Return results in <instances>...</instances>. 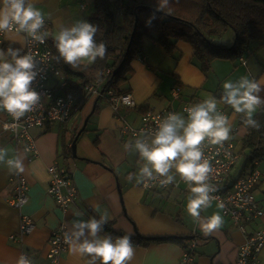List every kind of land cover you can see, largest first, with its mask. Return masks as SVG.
Here are the masks:
<instances>
[{"label": "crops", "instance_id": "crops-1", "mask_svg": "<svg viewBox=\"0 0 264 264\" xmlns=\"http://www.w3.org/2000/svg\"><path fill=\"white\" fill-rule=\"evenodd\" d=\"M29 2L39 8L49 22L50 44L61 27H71L78 20L88 22L84 13L87 6L80 0ZM118 22L122 23V12ZM233 34L228 44L217 41L218 37L215 42L229 47ZM172 42L175 48L168 54L156 39L144 38L142 56L131 63L134 73L122 86L133 95L137 104L135 108L120 109L115 113L109 96L85 98L82 85L78 89L70 85L69 88L87 102L67 124L55 122L44 128L31 129L38 155L25 151L23 143L12 140L10 134L3 131L2 125L8 117L0 111V148L8 149L6 159L16 155L23 158L25 171L21 174L30 186L28 203L21 210L12 207L8 199L14 195L13 178L16 174L10 172L6 164H0V264H16L23 249L30 254L34 264H48L49 240L57 226L65 223L70 232L73 220H87L89 216L99 218L105 212L111 229L122 235H131V238L139 233L144 239L133 240L135 255L131 264H181L185 247L191 241L196 242L193 264H236L239 247L245 243L246 235L237 230L218 208L217 202L213 201L201 215L207 217L219 212L224 224L206 237L187 214L189 190L184 182L179 188L154 190L145 188L143 183L138 185L135 177L128 180L129 173L137 172L139 154L134 148L125 150V145L134 144L135 140L122 135L121 127L125 123L140 126L142 115L148 110L172 109L181 113L185 104L198 103L207 94L219 98L225 80L237 81L245 75L256 79L264 77V36L252 41L247 50L216 57L209 63L196 56L190 42L177 39ZM5 44L24 51L25 37L20 33L6 32L0 39V49ZM80 64L89 66L93 63L84 60ZM63 77L68 81L64 74ZM59 82L51 78L49 84L55 87ZM175 88L180 89L178 98L173 96ZM261 96L264 97V92ZM218 107L224 109L231 119L234 138L228 142L234 145L239 156L230 171L229 181L234 182L258 170L261 181L256 186L255 195L264 208V156L247 162L250 149L245 141L251 128L243 125L240 114L233 115L230 106L220 103ZM254 118L264 125V107ZM259 135L264 136V133ZM54 164L67 169L77 187V198L65 213L48 194L49 167ZM179 179L177 175L176 181ZM22 216H29L34 225L30 234L17 241L11 236L19 234ZM261 228H264V217L248 225V234ZM106 234L105 231L101 233ZM167 237H180L185 243L151 242ZM62 263L87 264V260L68 250ZM259 264H264V248Z\"/></svg>", "mask_w": 264, "mask_h": 264}, {"label": "clouds", "instance_id": "clouds-1", "mask_svg": "<svg viewBox=\"0 0 264 264\" xmlns=\"http://www.w3.org/2000/svg\"><path fill=\"white\" fill-rule=\"evenodd\" d=\"M166 6L167 0H163L157 11H163ZM152 19H156L155 15ZM45 23L44 13L29 0H0V33L14 30L42 44L49 35L43 30ZM97 31V26L84 20L76 21L71 27H61L54 37L59 54L57 60H63L73 69L84 60L90 64L98 58L103 60L108 49L103 41L97 43L94 39ZM21 53V48L11 44L6 51L0 49V111L16 122L34 111L41 102L40 94L32 88L39 75L37 61L31 53ZM221 88L219 98L207 94L200 102L184 107L186 118L182 113L170 112L155 131L150 134L141 132L134 144L125 145L126 151L134 148L139 154L137 172L129 173L128 180L135 177L136 183H143L144 187H148L150 181L158 180L161 187H167L176 182L178 175L189 190L187 214L206 237L223 227L224 218L219 212L207 217L201 215L216 199L211 195L216 188L208 182L214 168L203 146L207 144L226 150V142L234 138L231 119L218 105L230 106L233 115H241L245 127L256 130L261 125L254 117L264 107V97L261 96L264 77L256 79L245 75L237 81L225 80ZM8 127L5 124L6 130ZM7 156L8 149L0 148V164H6L9 171L17 175L25 171L20 155L6 159ZM224 207L223 203L218 204V208ZM108 223L106 212L99 218L89 216L87 220H73L71 231L64 234L69 250L84 257L87 264H131L135 255L131 235H101ZM16 264H34V261L21 254Z\"/></svg>", "mask_w": 264, "mask_h": 264}, {"label": "built area", "instance_id": "built-area-1", "mask_svg": "<svg viewBox=\"0 0 264 264\" xmlns=\"http://www.w3.org/2000/svg\"><path fill=\"white\" fill-rule=\"evenodd\" d=\"M45 29L49 33V22L45 20ZM18 33L16 31H11ZM6 32L0 33V39ZM24 52L31 53L37 61L36 71L39 73L37 79L32 83V88L37 91L41 96L40 104L34 111L27 113L20 121H13L12 117L6 112L8 119L2 125L4 132L9 133L12 140L17 143H23L24 149L28 152L38 155V149L34 139L31 137L30 131L33 128H44L48 124L60 123L67 124L79 111V94L69 88V82L63 77V71L60 66L57 65L53 49L49 42V35L45 39L44 43L32 41L30 37H27L25 33ZM109 70L106 75H109ZM51 78H56L60 82L54 87L51 86ZM58 91H63L58 93ZM81 91L85 97L97 96L102 97L104 95L109 96L111 104L115 113H118L120 109H130L137 106L136 101L132 94L125 93L116 95L113 90H107L105 92L103 83L100 80H95L90 83L82 85ZM180 95V89L175 88L173 90V96L178 98ZM191 104H185L182 107L181 113L187 117L186 113H183V109ZM225 114L226 111L220 108ZM170 112H177L172 109H166L163 111L148 110L142 115L141 124L138 127H134L128 123H125L121 127L122 135L129 139H137L141 132L149 134L156 130L158 124L164 117ZM5 124L9 127L5 129ZM143 139L144 137H140ZM149 135L148 139L150 140ZM231 147H228V145ZM205 154L210 158L214 172L210 176L209 183L212 184L216 191L211 195L215 196V202L223 203L225 207L222 209L223 214L230 218L231 222L236 226L237 230L246 235V241L239 247L236 264H259L260 253L264 248V228L255 230L248 234V225L255 221H259L264 217V208L259 204V201L255 195L256 186L261 181V174L258 170H254L249 175L242 177L234 182H230V171L238 160V154L235 151V147L232 143L226 142L225 149L220 150L217 146H211L205 144ZM219 151V154L217 152ZM50 184L48 187V194L53 197L65 213L75 202L77 198V187L73 181L70 172L54 164L49 167ZM15 182L14 195L8 199V203L21 210L29 201V182L22 174L15 175L13 178ZM183 181L177 180L174 184L167 187H161L159 181H150L148 189H171L179 188ZM33 220L29 216H22L20 231L18 235L11 236L12 239L22 241L23 236L31 233L33 228ZM69 232L65 223H61L57 226L51 234L49 240V251L47 253L48 264H63L62 257L69 250V245L65 242V233ZM196 249V242L191 241L186 245L181 264H193L194 253ZM21 254H26L29 258L30 254L27 250L23 249Z\"/></svg>", "mask_w": 264, "mask_h": 264}, {"label": "trees", "instance_id": "trees-1", "mask_svg": "<svg viewBox=\"0 0 264 264\" xmlns=\"http://www.w3.org/2000/svg\"><path fill=\"white\" fill-rule=\"evenodd\" d=\"M162 3L163 0H94V12L88 17V22L98 28L94 38L96 42L103 41L107 45L105 58L73 69L63 60H57L59 54L55 42L50 44L56 63L61 66L71 87L78 89L80 85L100 80L105 92L113 90L116 95L129 93L128 88L122 86L134 73L132 61L142 56L145 37L156 39L168 54L175 48L172 39L188 41L193 45L196 56L209 63L216 57L247 50L252 41L264 36V0H167L164 10L157 11ZM121 12L122 23L119 24ZM153 15L156 19H152ZM229 29L234 33L229 47L215 42ZM8 46L5 44L1 49L6 51ZM109 70L111 73L106 75ZM85 98L80 95L79 111L87 102ZM260 125L259 130L250 129L245 141L250 149L248 163L264 156V136L259 135L264 133V125ZM104 231L114 237L122 235L107 224ZM131 239L144 240L139 233ZM165 241L185 243L180 237L151 240Z\"/></svg>", "mask_w": 264, "mask_h": 264}, {"label": "rangeland", "instance_id": "rangeland-1", "mask_svg": "<svg viewBox=\"0 0 264 264\" xmlns=\"http://www.w3.org/2000/svg\"><path fill=\"white\" fill-rule=\"evenodd\" d=\"M80 2H83L82 5L87 6L86 10L84 11L85 16L86 17L91 16V14L94 12L93 11L94 10V0H80ZM232 34H233V32L229 29V30H227V32H225L222 35V37L218 38L217 41H223V42H225V44H228L232 38ZM135 60H133V61H135ZM181 111H182V109H181Z\"/></svg>", "mask_w": 264, "mask_h": 264}, {"label": "water", "instance_id": "water-1", "mask_svg": "<svg viewBox=\"0 0 264 264\" xmlns=\"http://www.w3.org/2000/svg\"><path fill=\"white\" fill-rule=\"evenodd\" d=\"M137 23H138V19H136V25H135L136 27H137ZM74 153H75V152H74Z\"/></svg>", "mask_w": 264, "mask_h": 264}]
</instances>
